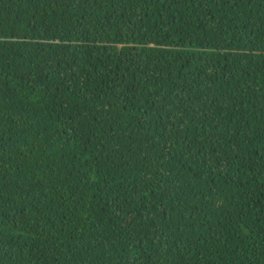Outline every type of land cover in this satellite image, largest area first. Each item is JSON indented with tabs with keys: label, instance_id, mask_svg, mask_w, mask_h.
<instances>
[{
	"label": "trees",
	"instance_id": "1",
	"mask_svg": "<svg viewBox=\"0 0 264 264\" xmlns=\"http://www.w3.org/2000/svg\"><path fill=\"white\" fill-rule=\"evenodd\" d=\"M0 264H264V0H0Z\"/></svg>",
	"mask_w": 264,
	"mask_h": 264
}]
</instances>
